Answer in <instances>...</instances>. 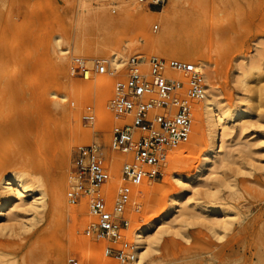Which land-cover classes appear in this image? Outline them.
<instances>
[{"label":"rangeland","instance_id":"obj_1","mask_svg":"<svg viewBox=\"0 0 264 264\" xmlns=\"http://www.w3.org/2000/svg\"><path fill=\"white\" fill-rule=\"evenodd\" d=\"M32 3L38 8L29 12ZM134 57L192 62L230 113L238 107L250 115L223 125V148L205 163L210 131L196 116L202 102L196 104L190 140L180 153L163 152L160 178L137 190L127 209L132 242L158 217L165 220L143 264H209L212 250L215 258L229 253L215 245L247 221L255 233L229 263L264 264V0H164L156 9L139 0H0V203L11 173L27 176L44 196L36 209L30 196L17 200L13 219H0V264H55L59 255L61 264H115L104 255L107 242L86 235L94 222L89 200L69 203L68 177L77 149L96 143L111 172L104 194L114 198L127 156L110 149L112 130L130 119L110 104ZM96 61L106 62L107 73L117 70L100 86L93 75L83 77ZM54 190L64 209L53 208ZM225 221H233L230 231Z\"/></svg>","mask_w":264,"mask_h":264},{"label":"built area","instance_id":"obj_2","mask_svg":"<svg viewBox=\"0 0 264 264\" xmlns=\"http://www.w3.org/2000/svg\"><path fill=\"white\" fill-rule=\"evenodd\" d=\"M139 1L160 6L164 0ZM105 63L93 62L91 69L83 70V77L96 78L102 74L114 77L117 70L107 73ZM206 86L201 68L192 62L131 58L127 78L116 83V95L110 104L115 114L130 119L112 130L110 149L127 156L114 198L103 190L111 172L102 147L92 143L74 153L67 199L76 205L88 198L94 222L86 229V235L107 242L104 255L115 264L138 262L137 243L129 239L127 209L137 190L160 178L163 152L190 140L196 104L204 100ZM84 119L89 123L93 116L88 114ZM68 264L83 263L72 258Z\"/></svg>","mask_w":264,"mask_h":264},{"label":"bare ground","instance_id":"obj_3","mask_svg":"<svg viewBox=\"0 0 264 264\" xmlns=\"http://www.w3.org/2000/svg\"><path fill=\"white\" fill-rule=\"evenodd\" d=\"M37 8H38V5L36 3H32L30 5L28 11L33 12V11L37 10ZM26 24H28V23H26ZM159 40H161V38ZM159 40H158V38H156V40H153V41H151L152 43L151 42L150 43L153 44L154 47H156V46H158L157 44H158ZM151 44H150V46H151ZM190 50L191 49L188 47L184 48V51H190ZM113 55H115V54H113ZM116 59H117V57L115 56L113 58V62L111 61V63H112V66L114 65L113 67L118 68L117 66L119 65V67H120V64L117 62L118 60L116 61ZM120 63H123V61ZM205 77L207 78L206 95H205L204 100L202 101V103L200 104V106L198 108L199 112L196 113L197 114L196 116H197V119L201 120L202 127L204 128V126H205L204 124L206 123L207 128L210 131V147H209V151L207 152L206 158H205V163H209L211 160H213L218 155V153L221 152V150L223 148V142L221 139V135H222V133L225 135V133H226L225 130H227V128L223 125L230 123L231 121H233L236 118L241 120V122H244L246 119H248V117L250 115L248 114V112L245 111L246 109L244 110L243 108H238V107L235 111L230 113L229 110L226 108L225 104L223 103V99L219 93L217 86H215L214 83L208 82V75L207 74L205 75ZM109 78L110 77H108L105 74L98 75L96 77V80H97L96 86H100L101 84H104L105 82H107V80H109ZM221 128L224 131L222 133H221ZM182 148H184V147L183 146L178 147L179 153L183 150ZM179 153L176 152V156L177 155L179 156V157L177 156L176 158H180L181 154H179ZM32 184H34V183L31 182V180L27 176H24V175H21L18 173H11V174L6 176V178L2 181V185H1L4 192H3L2 201L0 203V219L6 218L7 221H11L14 217V214H15V210H16L15 205H16L17 200L23 202V199L26 196L32 197V202H30L29 205L32 206L33 208L36 209L40 204H42V202L44 200V196L42 193L38 192V190L34 186H32ZM142 188H143V190H145L146 187H142ZM142 188H141V191H142ZM178 202H179V198H175L174 204H178ZM52 203L54 204V205H52L54 209H55V207L60 209V210L64 209L65 201H64L59 190H54V194L52 196ZM18 206H20V205H18ZM196 206H198L201 210L208 211V213H210V214H221L225 217L229 216V212L227 209H222V208L217 209L216 207L213 208L214 206L209 207L207 205H202V204H197ZM179 215L181 216V215H183V213L180 214L178 212V216ZM178 216H176V217H178ZM175 220H177V219H173V221H171L169 223L170 224L169 226L171 228L173 227V223ZM164 221H165L164 217L160 216L156 219V221H154L153 223L142 228L141 232L136 233L135 241H136L138 249H139L138 262L136 264H143L144 262L149 260V258L153 254V252H155V250H156L155 246L158 242V240H157L158 238L157 239L152 238L153 239L152 240L151 237L153 236L154 231L160 225H162L164 223ZM226 221H225L224 225H222V226H224L223 229H226V230L229 229L228 231H230V229L233 227V224H232L233 221H231L232 223L229 221L226 223ZM11 226L12 225L10 224L6 228H11ZM238 227H239V225L236 228H238ZM255 228H256L255 222L247 221V223L244 224L243 226L241 225L240 228H238V230L236 229L237 233H236V236H234V238L227 241L226 243L223 241V243H225V244H222L221 246L215 245L216 247H214V249L215 248H221L223 250L224 249L226 250V248H229L228 251H226L229 253L225 254L219 258H215L214 254H213V250H212V253L210 252V254L211 255L213 254V256L210 255L209 257H214V259L209 260L210 261L209 264H230L229 262L233 260L231 258L232 257L234 258V256L236 255L235 254L236 247L238 248L239 245L242 246L243 243L244 244L249 243L248 238L250 235L255 233ZM168 229H170V228H168ZM257 238H258V236H257ZM221 240L219 239L218 241H221ZM256 241L257 240H255V242ZM207 248L208 247L206 246V249L205 248L204 249L207 251V250H209V248L208 249ZM244 253L246 254L247 252H244ZM208 254L209 253H207V255ZM252 256H253V254H252ZM61 259H62V256L59 255L58 259H56V261H55V264H61L60 263Z\"/></svg>","mask_w":264,"mask_h":264},{"label":"crops","instance_id":"obj_4","mask_svg":"<svg viewBox=\"0 0 264 264\" xmlns=\"http://www.w3.org/2000/svg\"><path fill=\"white\" fill-rule=\"evenodd\" d=\"M150 7H151V8H155V9L158 8V6H150Z\"/></svg>","mask_w":264,"mask_h":264}]
</instances>
